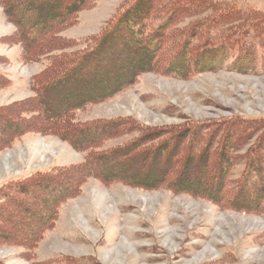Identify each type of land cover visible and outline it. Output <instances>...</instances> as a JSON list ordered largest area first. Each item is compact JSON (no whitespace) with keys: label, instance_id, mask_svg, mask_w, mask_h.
<instances>
[{"label":"trees","instance_id":"trees-1","mask_svg":"<svg viewBox=\"0 0 264 264\" xmlns=\"http://www.w3.org/2000/svg\"><path fill=\"white\" fill-rule=\"evenodd\" d=\"M19 1L0 0L16 27L12 42L20 43L25 59L49 54L50 62L31 80L36 100L0 106V150L28 132L57 133L86 157L53 172L9 180L0 191V243L34 247L54 224L60 205L89 178L165 187L238 211H260L264 118L191 119L149 127L132 118L77 123L75 114L147 72L186 78L216 71L234 55L232 64L253 68L256 49H264V10L226 0H130L81 48L62 31L93 0H71L61 13L40 17L25 13L30 7L51 10L55 3L29 0L30 7H20ZM46 101L51 103L45 108ZM126 136L130 139L119 145L98 147ZM240 164L243 173L232 181Z\"/></svg>","mask_w":264,"mask_h":264},{"label":"rangeland","instance_id":"rangeland-1","mask_svg":"<svg viewBox=\"0 0 264 264\" xmlns=\"http://www.w3.org/2000/svg\"><path fill=\"white\" fill-rule=\"evenodd\" d=\"M47 1L55 3L48 11L31 8L29 0L19 5H29L26 15L40 17L61 13L71 0ZM129 1L93 0L62 36L82 48L83 40L98 36ZM226 1L264 10V0ZM39 3L48 2L32 1ZM15 28L0 5V106L36 100L31 80L50 62L49 54L25 59L20 43L11 40ZM255 56L251 69L232 64L234 55L216 71L186 78L144 73L123 91L77 111L75 122L132 118L149 127H170L191 119L264 118V49L257 48ZM42 103L46 108L51 101ZM129 139L104 140L98 147L107 149ZM85 157L86 152L57 133H25L0 150V191L9 180L53 172L82 163ZM243 170L244 164L236 166L232 181ZM67 263L264 264V206L248 213L165 187L145 189L89 178L76 196L60 205L54 224L34 247L0 243V264Z\"/></svg>","mask_w":264,"mask_h":264}]
</instances>
